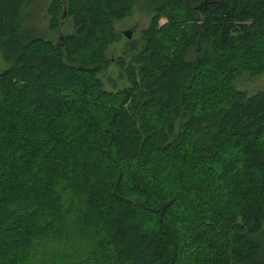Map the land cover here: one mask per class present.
<instances>
[{"label":"trees","instance_id":"trees-1","mask_svg":"<svg viewBox=\"0 0 264 264\" xmlns=\"http://www.w3.org/2000/svg\"><path fill=\"white\" fill-rule=\"evenodd\" d=\"M136 1L53 0L55 41L0 0V264H264V89L235 87L264 73V0H147L108 92Z\"/></svg>","mask_w":264,"mask_h":264},{"label":"rangeland","instance_id":"rangeland-1","mask_svg":"<svg viewBox=\"0 0 264 264\" xmlns=\"http://www.w3.org/2000/svg\"><path fill=\"white\" fill-rule=\"evenodd\" d=\"M52 3L53 0H26L22 14L23 29L28 31L33 37L59 40L61 34L50 29L49 9ZM60 9V14L62 15L63 8L60 7ZM66 13L67 9L64 10V15ZM156 14L149 7L147 0H137L131 14L115 22L114 30L117 34V40L107 50V58L112 64L100 74L104 89L108 92H122L131 88L125 67L134 62L136 57L143 53L145 47L144 33L151 27ZM62 23L60 33L73 34L75 32L76 28L71 19L63 20ZM167 23L168 19L166 17L160 19L161 26ZM128 30L132 32L131 39L125 35ZM194 53L190 56L192 59L196 57ZM10 66L11 64L7 62L3 52H0V74L9 69ZM235 87L238 92L252 97L258 91L264 89V73L259 76H252L249 73L243 74L235 82ZM177 123L178 126L182 124L179 120Z\"/></svg>","mask_w":264,"mask_h":264},{"label":"water","instance_id":"water-1","mask_svg":"<svg viewBox=\"0 0 264 264\" xmlns=\"http://www.w3.org/2000/svg\"><path fill=\"white\" fill-rule=\"evenodd\" d=\"M125 35H126L129 39L132 38V32H131L130 30L126 31V32H125Z\"/></svg>","mask_w":264,"mask_h":264}]
</instances>
